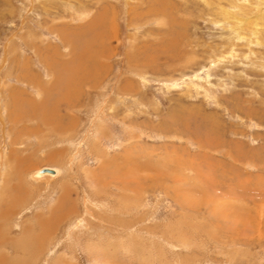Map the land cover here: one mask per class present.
Masks as SVG:
<instances>
[{"label":"rangeland","instance_id":"1","mask_svg":"<svg viewBox=\"0 0 264 264\" xmlns=\"http://www.w3.org/2000/svg\"><path fill=\"white\" fill-rule=\"evenodd\" d=\"M0 257L264 264V0H0Z\"/></svg>","mask_w":264,"mask_h":264},{"label":"crops","instance_id":"2","mask_svg":"<svg viewBox=\"0 0 264 264\" xmlns=\"http://www.w3.org/2000/svg\"><path fill=\"white\" fill-rule=\"evenodd\" d=\"M4 211H5V208H4ZM60 211L61 210L56 209L54 212L52 210L48 214L43 213V212L38 214L39 219L37 220L36 225L34 227L30 228L31 233L33 232V234L29 233L28 230L24 231L25 234L23 235V239H25L27 241V244H25L26 246L24 245L25 246L24 248H26V250H27L26 253H30V254L35 255L36 253L39 252L40 249H43L45 247V243L49 239H51L54 235L55 229L53 228V226L56 224V221L58 220V218L61 217L66 212V211L65 212H60ZM2 215H4V214H2ZM40 225H41V227H40ZM29 227H31V226H29ZM29 227H26L25 229H28ZM27 232H28V234H27ZM33 241H34V243H33ZM3 258H5V257H3ZM0 259H1V257H0Z\"/></svg>","mask_w":264,"mask_h":264},{"label":"bare ground","instance_id":"3","mask_svg":"<svg viewBox=\"0 0 264 264\" xmlns=\"http://www.w3.org/2000/svg\"><path fill=\"white\" fill-rule=\"evenodd\" d=\"M246 1V0H245ZM249 1V0H248ZM253 1V0H252ZM251 2V1H250ZM262 4V3H261ZM261 6V5H260ZM260 11H261V8H260ZM227 12V11H226ZM231 12V11H230ZM244 12V11H243ZM245 12H247V11H245ZM262 12V11H261ZM233 14V13H232ZM245 15V14H244ZM257 16H259V15H257ZM234 17V16H233ZM239 17V16H238ZM236 18V17H235ZM257 19H258V17H257ZM263 19V18H262ZM252 20V19H251ZM260 21V20H259ZM258 21V22H259ZM260 23V22H259ZM259 23H258V25H259ZM254 25H255V22H254ZM114 26V25H113ZM259 27V26H258ZM259 29V28H258ZM85 31V30H84ZM243 31V30H242ZM82 33V32H81ZM83 35V34H82ZM102 37V36H101ZM103 39V38H102ZM77 40H79V37H78V39ZM81 40V39H80ZM105 40V39H104ZM69 41V40H68ZM103 42V41H102ZM69 43V42H68ZM80 43V42H79ZM75 45V44H74ZM84 45V44H83ZM77 47V46H76ZM69 82L67 81L66 83H65V85L67 84V85H69L68 84ZM66 87H68V86H66ZM39 174H44V176H47L46 174H52V176L53 175H58L59 174V171L57 170V169H55V168H53V167H44V168H41V169H39V170H37V172L35 173V175L34 176H36V177H40V175ZM66 193V192H65ZM7 194V193H6ZM13 199V198H12ZM14 200H16V199H14ZM4 201V200H3ZM51 221V220H50ZM53 221V220H52ZM40 227H41V225H40ZM30 228H32V227H29L28 229H25V230H28L29 231V233H31V231H30ZM46 229V228H45ZM24 230V231H25ZM43 230V229H42ZM37 233V232H36ZM27 234H28V232H27ZM31 234H33V232L31 233ZM37 236V235H36ZM32 240V239H31ZM33 243H34V241H33ZM26 249V248H25Z\"/></svg>","mask_w":264,"mask_h":264}]
</instances>
